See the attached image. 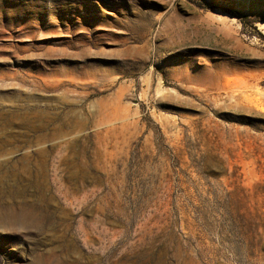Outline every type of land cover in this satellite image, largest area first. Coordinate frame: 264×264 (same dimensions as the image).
Wrapping results in <instances>:
<instances>
[{"label": "rangeland", "instance_id": "1", "mask_svg": "<svg viewBox=\"0 0 264 264\" xmlns=\"http://www.w3.org/2000/svg\"><path fill=\"white\" fill-rule=\"evenodd\" d=\"M0 264H264V0H0Z\"/></svg>", "mask_w": 264, "mask_h": 264}]
</instances>
